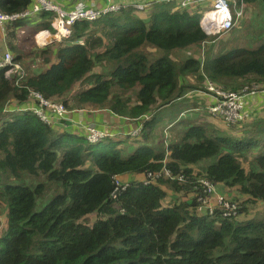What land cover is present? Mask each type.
I'll return each instance as SVG.
<instances>
[{
    "label": "trees",
    "instance_id": "16d2710c",
    "mask_svg": "<svg viewBox=\"0 0 264 264\" xmlns=\"http://www.w3.org/2000/svg\"><path fill=\"white\" fill-rule=\"evenodd\" d=\"M243 1L252 5L259 0ZM31 3L0 0V11L20 13ZM151 7L145 18L123 9L77 22L70 36L43 46L35 45L33 37L42 30L53 33L49 13L5 26L12 62L24 75L5 77L0 69V202L5 219L0 264H264V219L239 220L223 216L219 208L214 217L197 212V200L204 195L198 180L215 191L235 189L244 197L236 200L238 213L249 202L264 201V122L233 125L244 133L234 138L208 135L207 126L196 119H179L184 109L178 105L156 115L188 90L201 89L206 80L231 91L259 82L263 90L264 41L254 48L231 45L216 54L218 45L199 27L201 13L166 2ZM208 41L201 61L199 48ZM192 45L197 49L184 60H151L140 50ZM98 65L104 69L93 71ZM32 92L60 101L69 119L78 109L108 111L128 131L95 125L109 133L96 142L86 139L89 123L59 132L31 111H18ZM7 103H13L12 110L5 111ZM162 118L186 128L172 126L167 138L150 136ZM135 128H140L138 134L130 135ZM128 138L137 143L128 140L124 146ZM130 147L134 149L126 151ZM205 159L209 161L199 170L193 169ZM250 159L256 168L244 167ZM163 170L171 177L161 174L149 181V174ZM130 174L143 178L124 179ZM42 176L53 194L35 211L48 189L43 181L32 185ZM168 191L181 196L169 200ZM91 214L96 218L88 223Z\"/></svg>",
    "mask_w": 264,
    "mask_h": 264
},
{
    "label": "built area",
    "instance_id": "2783aa9c",
    "mask_svg": "<svg viewBox=\"0 0 264 264\" xmlns=\"http://www.w3.org/2000/svg\"><path fill=\"white\" fill-rule=\"evenodd\" d=\"M166 2L172 4L174 9L187 10L190 12L198 11L201 13L199 26L201 30L208 36L223 35L231 31L238 20L245 13V3L243 0H151L149 2L131 4L117 3L113 0H101L100 3L79 0L74 7L66 8L53 2L52 0H32L31 6L20 13L7 14L0 11V27L4 30L5 26L22 18H32L40 13H49L51 22L50 26L53 29V35L58 38H66L71 33V26L77 22L94 21L101 16L109 13H117L123 9H132L135 12H143L150 9L155 3ZM205 8V9H204ZM215 10L217 14L211 18L205 19L209 11ZM51 34L49 31H40L39 34ZM81 43V41H80ZM4 69L5 77H10L18 74L19 65L12 62V55L9 52L4 54L0 60V69ZM21 69V68H20ZM18 78L22 75H16ZM206 91L201 88L200 91L207 93L211 100V106L208 111L213 116H217L224 124L231 127L245 120H250L251 112L245 105V96L254 95L258 92H264V89H251L247 86L243 87L239 94L231 91H225L216 87V84L210 80L206 81ZM204 84V85H205ZM251 86V85H250ZM261 87V86H260ZM30 106L27 109L32 110L40 120L47 124H53L54 121L70 120L67 115V110L59 102H53L40 96L38 93L32 92L29 96ZM248 120V121H249ZM247 121V122H248ZM65 124V123H63ZM66 127V125H65ZM140 128H135L129 132L130 135H137ZM86 139L89 142H96L104 135L109 133L97 129L94 125L86 127ZM171 177L166 170L157 174L148 175L149 181H153L155 177L160 175ZM178 180H183L182 176L177 177ZM118 181V180H117ZM202 187L204 195L197 200V212L207 214L211 217L215 216V209L219 208L223 216L237 217L238 203L236 200L227 199L223 194L216 193L214 187L205 180H198ZM119 185V181H118Z\"/></svg>",
    "mask_w": 264,
    "mask_h": 264
},
{
    "label": "rangeland",
    "instance_id": "374dc122",
    "mask_svg": "<svg viewBox=\"0 0 264 264\" xmlns=\"http://www.w3.org/2000/svg\"><path fill=\"white\" fill-rule=\"evenodd\" d=\"M149 1H151V0H147L145 2H149ZM138 3H143V2H138ZM263 3H264V1L259 0L252 5H247L245 8L244 15L238 20V23H236L237 25H235V27L231 31H229L227 34L213 35L210 37L212 40L214 39V41L211 40L212 42H214L212 44H214L215 46L218 45V50H217L216 54L220 53L225 47H228L231 45L242 46V47H246V48H254V47H257V45H259L260 43H262L264 41V4ZM147 12H148V9H146L143 12H136V13L139 17L145 18ZM34 37H33V42L35 45H37L35 43ZM58 40H60V39H58ZM211 41H208L207 43L200 46V48H199L200 49L199 50L200 55H198L197 58L200 57L201 61H202V59L205 58L207 49L209 48ZM39 43L41 44V42H39ZM41 45H44V44L42 43ZM194 49H197L196 45H192V47H190L189 49H175V50H170V51L153 49V48H149L147 46L142 47L140 50L142 52H144L145 54H148L149 58L151 60H154L155 58H157V57L159 58L162 56L169 57L171 59L175 58V60L176 59L177 60H184V57L188 54V52L193 51ZM151 50H153V51H151ZM150 52H153V53L151 54ZM211 57H212V55H211ZM211 61H212V58L206 60V69L209 68ZM103 69L104 68H102L101 65H98L95 68H93V71L96 72V71H100ZM15 71H17L18 74H16V75H18V76L24 75L22 69H20V68H18ZM187 78H189V77H187ZM187 78H186V80H187ZM182 81H183V77H180V82H182ZM245 86H247V89L248 88L256 89V90L261 89L259 82L258 83H255V82L250 83V84H247ZM216 87L221 88L225 91H231V90H227V89L223 88L221 85H219V86L216 85ZM201 88H203L206 91V84L203 85ZM75 90L76 89L74 87L73 91H75ZM241 90L242 89H239L238 91H231V92H235L236 94H239V92ZM185 96H187L188 98H184ZM182 98H184L182 101H175L172 105L160 109L158 112H156V115L157 116L165 115L164 113H168L173 107H176L177 105L179 107L185 106V107H183L184 110L181 112L179 119L180 118L196 119V121H197L196 123H201V124L207 126V128H208L207 134L208 135H218V134H220V132L225 133L226 128L222 127L221 125L213 126L212 124H209L205 121L204 122L199 121L198 118L199 119L204 118V116L203 117L199 116L200 111L192 108V107H194L193 104H192L193 106L190 104L186 105L187 102L193 101V102H195L196 106H200V104H198V102H203L207 105L206 108L210 107L212 103H211V100L209 99L210 97L207 95V93L201 92L199 90H192L191 89V90H188L183 95ZM12 105H13V103H7L5 108H4L5 111L8 107L9 108L13 107ZM186 106H190L191 109H187L188 107H186ZM25 107L28 108L29 106L25 105ZM68 111L69 110L67 109V112ZM84 111L85 112L88 111L89 112L88 115L98 114L97 110L85 109ZM201 112H203V111H201ZM7 117H8V115L7 116L4 115L3 118H7ZM54 123L58 124L57 126L55 125L54 128L57 129L59 132H62L65 130V124H63L61 120L54 121ZM175 124L176 123H172L169 125L167 118H162V120H160L155 125L152 132L150 133V136H152V137L159 136L161 138L162 137L167 138V136H170V135H168L167 131L169 133H172L174 130L173 128H177V129H179V128L185 129L186 128L185 125L180 126V124H176V125ZM223 124H224V122H223ZM79 125L80 124L76 123L75 127L80 128ZM172 126H173V128H172ZM82 130H84V129H82ZM241 133H242V131H241ZM164 134H165V136H164ZM240 135H232V137L238 138ZM128 140L131 142L137 143L136 140H132V139L128 138L126 140H123V141H125L123 143L124 146H129ZM165 143H166V141H165ZM262 144L263 143L259 144L260 148L262 147ZM125 149H126V151H129V150L132 151L134 148L130 147V148H125ZM253 153L255 155L257 153V150H253ZM254 155H252V156H254ZM203 161L207 163L209 161V159L208 160L205 159ZM202 164L203 163H200V165H202ZM200 165H193V169L196 170L197 169L196 166H200ZM243 165L247 169L248 168H253V169L256 168V163L253 159H250V161L248 163H244ZM38 181L45 182L46 185L48 186V189H47L46 193L43 195V197L37 200L35 211L41 210L44 207V205L50 200V198L52 197V194H53V189L50 187L49 183H47L46 179L43 176H42V180H39V179L36 180L35 179L33 181L32 185H34ZM23 182L26 183L25 181H23ZM16 183H18V182L16 181ZM219 189H220V187H219ZM226 189H228L229 191L222 190V189H220V190L227 199L237 200V201H243L244 200V197L242 195H239V193L235 189H231V188H227V187H226ZM216 193L220 194L219 191H216ZM237 201H236V203H238V205H239V202H237ZM203 215H205V214H203ZM95 218H96V215L91 214L85 219V221H87L88 223H91ZM237 218L239 220L264 219V201H254V202L247 203L246 209L244 210V212L239 213L237 215ZM4 220H5L4 219V205L2 202H0V227L3 225ZM6 228L7 227H6V222H5L4 227L1 230V233H2V231H6Z\"/></svg>",
    "mask_w": 264,
    "mask_h": 264
},
{
    "label": "crops",
    "instance_id": "0c3cea01",
    "mask_svg": "<svg viewBox=\"0 0 264 264\" xmlns=\"http://www.w3.org/2000/svg\"><path fill=\"white\" fill-rule=\"evenodd\" d=\"M52 1L59 4L62 7L70 8V7H74L79 0H52ZM85 1H87L88 3H90V2L100 3L101 2V0H85ZM113 1L117 2V3L131 4L134 2H145L147 0H113ZM149 10H148V12H149ZM37 34L34 35L35 36L34 39H35V43L38 46H42L41 44L43 42H44L43 44L46 45V43L49 44L51 42H55L58 40V38H56L53 34L46 35L45 33H41V37L44 38V40L42 38L36 37ZM5 36H6L5 28L3 30L0 27V60L3 59L4 54L6 52H9L12 56L14 54L13 51L10 50V48L8 47ZM39 42H41V44ZM187 82L194 84V80L191 77L187 78ZM203 85H204V83L201 85V87ZM195 90L200 91V89H195ZM184 98H188V97L185 96ZM184 98H182L181 100L179 99L178 101H182ZM244 100H245L246 107H248L250 109V112H251L250 120L248 119L249 122L250 123L251 122H254V123L264 122V92L257 93L254 95H246ZM187 104H194V106H195L194 109L200 111L199 116L200 117L204 116V118H202V119L198 118L199 121H203V122L205 121L209 124H212L213 126L221 125L222 127L226 128L224 134H228V135L232 136V135H240L243 133V131L240 127H235V126L227 127V126H225L223 124L222 120H220L217 116H213L212 114L209 113L208 108H206L207 105L205 103L198 102V104H200V106H196L195 102L189 101L186 103V105ZM180 107L183 108L184 106H180ZM10 110H12V108H10ZM201 111H203V112H201ZM106 112H108V111H103V112L98 111V114L88 115V113L85 112L84 109H78L75 111V113H72L70 115V120L64 122L66 125L65 130H71V129L75 128L76 123L80 124L79 126H83L85 123H89V124L94 125V126L97 125V128H101L100 125H102V126L106 125V127H104L105 129H107V128L109 129V128H113V127L118 126V128H120V130L122 129L123 132L128 131L123 124H122V126H120L118 124V119H116L117 116L112 115L110 113H106ZM66 122H68V123H66ZM128 126H131L133 128L134 122L131 121L130 125H128ZM241 131H242V133H241ZM220 133L222 134L223 132H220ZM135 145H138V144H134V146ZM202 163L205 164L206 162H202ZM198 165H200V164H198ZM196 167H197L196 170L200 169V166H196ZM123 177H124V179L140 180L143 178V175L130 174V175H125ZM220 189H219V191H221ZM222 190L229 191L225 187L222 188ZM180 196H181V194H177V193L173 194L170 191H168V199L169 200L172 199L173 197L175 199H179Z\"/></svg>",
    "mask_w": 264,
    "mask_h": 264
},
{
    "label": "clouds",
    "instance_id": "9594fccd",
    "mask_svg": "<svg viewBox=\"0 0 264 264\" xmlns=\"http://www.w3.org/2000/svg\"><path fill=\"white\" fill-rule=\"evenodd\" d=\"M246 4H245V8H246ZM200 27V26H199ZM42 31H45V30H42ZM46 31H48V30H46ZM40 32V31H39ZM38 32V33H39ZM50 32V31H49ZM51 33V32H50ZM37 34V33H36ZM51 34H53V33H51ZM70 36V35H69ZM61 40V39H60ZM60 40H57V41H60ZM80 43V42H79ZM45 45V44H44ZM43 46V45H42ZM5 76V75H4ZM207 81V80H206ZM47 100H51V99H47ZM51 101H53V102H59V103H61L60 101H54V100H51ZM27 102H28V104H27V106H30V101H29V99L27 100ZM62 104V103H61ZM21 110H23V111H25V110H29V111H31L32 112V110H30V109H27L26 107H25V105L23 106V107H21V109L20 110H18V111H21ZM67 110V109H66ZM33 113V112H32ZM35 115V114H34ZM67 115H69V112L67 113ZM66 115V116H67ZM36 116V115H35ZM37 117V116H36ZM38 118V117H37ZM49 125H52V124H49ZM56 125V123H54V126ZM65 131V130H64Z\"/></svg>",
    "mask_w": 264,
    "mask_h": 264
},
{
    "label": "bare ground",
    "instance_id": "6f19581e",
    "mask_svg": "<svg viewBox=\"0 0 264 264\" xmlns=\"http://www.w3.org/2000/svg\"><path fill=\"white\" fill-rule=\"evenodd\" d=\"M215 14H217V12L215 10L209 11L207 13V15L205 16V19L211 18L212 16H214ZM43 35V34H42ZM40 36V37H39ZM38 38H42L41 34H39ZM44 36V35H43ZM44 40V38H42ZM44 43V42H43Z\"/></svg>",
    "mask_w": 264,
    "mask_h": 264
}]
</instances>
